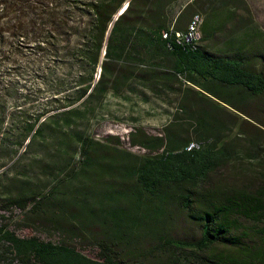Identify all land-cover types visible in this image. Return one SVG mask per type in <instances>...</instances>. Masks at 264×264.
Returning a JSON list of instances; mask_svg holds the SVG:
<instances>
[{
	"label": "trees",
	"instance_id": "16d2710c",
	"mask_svg": "<svg viewBox=\"0 0 264 264\" xmlns=\"http://www.w3.org/2000/svg\"><path fill=\"white\" fill-rule=\"evenodd\" d=\"M243 5L0 0V64L9 63L8 70L0 68V264H264V181L218 174L239 158L264 167V121L248 104L264 96V48L216 54L161 38L170 25L182 30L194 12L206 16L207 28L212 13L246 10ZM135 82L155 95L179 92L175 110L182 115L173 117L186 120L154 135L129 131L128 142L143 148V156L112 147L118 136L106 135L102 143L87 133L106 96ZM224 107L232 109L231 118ZM247 122L254 129L245 130ZM188 128L197 143L190 149ZM101 162H116L118 169L99 178L108 187L129 185L135 205L176 196L182 211L200 223V236L140 231L133 238L116 234L121 225L110 218L93 226L88 216L77 218L60 198L89 200L81 189ZM143 237L153 243L141 252Z\"/></svg>",
	"mask_w": 264,
	"mask_h": 264
},
{
	"label": "rangeland",
	"instance_id": "374dc122",
	"mask_svg": "<svg viewBox=\"0 0 264 264\" xmlns=\"http://www.w3.org/2000/svg\"><path fill=\"white\" fill-rule=\"evenodd\" d=\"M243 3L246 10L244 8L233 9V7H227L212 13L211 17H209V22H207L208 24H206L207 28H210V26L212 28L210 34H206L209 33L208 29L203 32V23L206 16L202 14L203 21L200 34L203 39L200 40V43L205 45L204 47H207L210 52L216 54L229 53L252 47L254 44H259L258 47L264 48V0H243ZM0 65L1 69L8 70V61H3ZM11 69L17 71L16 68H10L9 71H13ZM177 94L179 92L173 93L162 89L159 95H155L139 82H135L130 90L120 95L110 93L106 96L102 111L91 121L87 133L94 135V138L102 143H104L103 139L106 135L118 136V145L113 142L111 143L112 147L128 151L135 156H143L146 154L143 148L132 146L128 142V132L135 128H140L147 134L154 135L159 134L169 122H177L176 124H178L186 121L184 118L174 119L173 117L177 116L178 118L182 115L181 110H175L177 107ZM248 104L254 115L264 121V96L258 99H248ZM224 108L226 109L224 111L225 117L231 118L229 113L232 112V109ZM243 126L245 130L254 129L248 122L244 123ZM185 136L191 138L190 142L196 141L192 130L189 128ZM239 143L241 144L240 140ZM81 161V157L76 155L74 162L77 167L81 165ZM116 169H118L116 162L107 164L101 162L100 165H95L89 171L90 183L81 189V192L84 191L90 194V199L79 201L72 196H61V203L63 206L71 207L72 214L77 218L84 220L88 216L90 218L88 222L90 226L100 223L105 217L110 218L113 224L115 222L119 223L121 230H116L117 232L119 231L116 234H120L123 231L122 233L126 232V236L134 238L135 235L140 234V231L148 232L150 236L159 235L163 232L167 237L191 240L200 236V223L188 217L182 211L177 204L176 196H173V198L169 196L167 201L165 200L166 202L164 200H152L150 204L148 202L144 205H135L130 194L129 185L118 187L117 184H113L111 188L99 178L103 172ZM67 171L68 169L62 174L55 173L54 175L59 174L58 178H60ZM218 174L221 177L230 175L237 179L253 177L259 183L264 181V167H257L242 158L233 159L228 164H225L218 171ZM121 194L126 195L121 196ZM116 199L123 202L125 207L115 206L114 201ZM240 223L246 225L243 221H240ZM130 225H136L138 231H126V228ZM102 235L99 234V236ZM41 236L58 239L53 234L41 233ZM152 243L153 238L143 237L139 242V250L143 252L146 249H150Z\"/></svg>",
	"mask_w": 264,
	"mask_h": 264
},
{
	"label": "built area",
	"instance_id": "2783aa9c",
	"mask_svg": "<svg viewBox=\"0 0 264 264\" xmlns=\"http://www.w3.org/2000/svg\"><path fill=\"white\" fill-rule=\"evenodd\" d=\"M202 21V14L199 12H194L189 17L184 29H175L173 25H170L167 29L161 31V38L169 39L174 45L194 47L201 37L200 28ZM196 146V142H190L187 146V149Z\"/></svg>",
	"mask_w": 264,
	"mask_h": 264
},
{
	"label": "crops",
	"instance_id": "0c3cea01",
	"mask_svg": "<svg viewBox=\"0 0 264 264\" xmlns=\"http://www.w3.org/2000/svg\"><path fill=\"white\" fill-rule=\"evenodd\" d=\"M187 19L189 20L188 17H187ZM187 19L185 20V22H184V24H183V26H182V27H184V28H185V26H186V24H187V22H188ZM184 28H182V29H184ZM207 29H208V30H207ZM210 29H212V28H210ZM210 29H209V28H205V29H204V27H203V32L207 30L209 33H206V34H210ZM201 37H202V36H201ZM202 39H203V38H201L200 40H202ZM200 40L198 41L199 43H197V45L204 47L205 45L201 44V43H200ZM204 48L208 50L207 47H204Z\"/></svg>",
	"mask_w": 264,
	"mask_h": 264
}]
</instances>
